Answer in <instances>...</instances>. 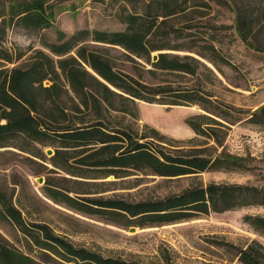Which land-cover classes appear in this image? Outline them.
I'll return each instance as SVG.
<instances>
[{"label":"trees","instance_id":"16d2710c","mask_svg":"<svg viewBox=\"0 0 264 264\" xmlns=\"http://www.w3.org/2000/svg\"><path fill=\"white\" fill-rule=\"evenodd\" d=\"M188 1L144 0L138 10L136 0H126L130 6L122 5L118 14L124 28L79 27L69 35L58 31L59 35L53 41L39 32L42 48L31 44L23 48L8 44L7 28L22 25L39 31L48 26L49 11L46 9L50 6L49 0H8L7 5L1 4L0 147L17 148L31 157L49 162L52 169L70 174L75 182L83 180V183L92 185L96 184L94 180L86 178L112 175L113 179L105 180L112 184L134 173L144 177L147 174L169 177L216 169L218 166L214 163L220 160L240 164L237 159L222 153L212 159L197 152L202 149L189 154L178 150L173 152L171 139L165 134L153 127H148L147 133L138 132L123 122L124 115L138 116L136 100L168 105L198 103L205 111L186 118V123L194 132L221 143L216 129L225 124L215 116L227 121V112L219 104L210 107L211 94L199 87L150 84L115 67L106 47L94 45L119 46L130 58H140L154 67L194 73L200 62L190 54L158 51L156 60H151L154 50L177 48L169 44L170 38L181 37V27H189V24L179 28L170 23V18L193 6ZM231 1L240 37L261 49L249 39L253 24L246 14L247 2ZM197 37L202 40L210 38L204 34ZM206 45L211 56L191 45L186 48L214 64L216 58L224 59L213 43ZM28 51L29 54L22 58ZM256 115H264V104L253 110L250 117ZM48 146L53 152L46 156L43 149ZM136 177H139L136 181L141 179V176ZM106 189L109 188L101 190ZM43 191L54 202L103 217L123 227L174 222L200 213L264 204V187L251 183L197 182L178 192L132 200L115 195H84L97 190L62 187L46 177ZM0 220L13 224L30 243L58 261L136 264L132 260L75 245L45 221L24 219L11 194L2 187ZM242 221L264 234V214L244 213ZM221 244L232 250L233 257L240 264H264V244L255 237L243 245L225 241ZM0 264L46 263L0 236Z\"/></svg>","mask_w":264,"mask_h":264},{"label":"rangeland","instance_id":"374dc122","mask_svg":"<svg viewBox=\"0 0 264 264\" xmlns=\"http://www.w3.org/2000/svg\"><path fill=\"white\" fill-rule=\"evenodd\" d=\"M235 1L240 4L241 0ZM245 1L246 14L253 24L249 39L261 49L251 46L240 37L231 0H189L193 6L170 18V23L179 28L184 24H189V27H181V37L170 38L169 44L177 48L154 50L151 54L167 51L193 55L200 62L194 73L154 67L140 58H130L119 46L94 44L106 47L115 67L150 84L199 87L211 94L210 107L219 104L227 112V121L215 116L225 124L216 129L221 143L194 132L186 123V118L205 111L198 103L168 105L136 100L138 116L124 115L123 122L138 132L147 133L148 127L155 128L171 139L173 152L189 154L195 149H202L197 152L209 155L212 159L222 153L228 158L237 159L240 164L220 160L214 163L218 166L216 169L169 177L156 174L144 177L134 173L112 184L105 181L114 178L110 175L86 178L94 180L96 184L92 185L83 183V180L82 183L75 182L70 174L52 169L49 162L31 157L17 148L0 147V187L11 194L23 218L45 221L55 232L64 235L75 245L103 255L132 260L136 264H240L233 257L232 250L221 242L243 245L255 237L264 244V234H259L242 221L244 213L264 214V204L210 211L174 222L123 227L103 217L54 202L43 191L46 177L62 187L97 190L84 195H115L132 200L178 192L197 182L251 183L264 187V115L250 117L253 110L264 104V0ZM7 2L0 0V9ZM49 2L50 6L46 9L49 11L48 26L39 31L22 25L9 26L7 43L22 48L28 44L42 48L39 32L53 41L57 39L58 31L69 35L79 27L122 29L125 24L119 20V9L124 4L130 6L126 0ZM143 4L144 0H136V9H141ZM198 34L210 38L202 40L197 37ZM209 42L224 58H216L215 64L186 48L191 45L211 56L206 45ZM28 54L29 51L22 58ZM260 119V122H256ZM38 176L42 177V181H37ZM136 176H141V179L136 181L139 178ZM0 236L46 264H73L49 257L6 220H0Z\"/></svg>","mask_w":264,"mask_h":264},{"label":"water","instance_id":"95a60500","mask_svg":"<svg viewBox=\"0 0 264 264\" xmlns=\"http://www.w3.org/2000/svg\"><path fill=\"white\" fill-rule=\"evenodd\" d=\"M156 58H157V53H153V54H151V60H156ZM44 152L47 154V155H51L52 154V149L50 148V147H47V148H45L44 149ZM109 177H113L112 175H110ZM37 181H42V177L41 176H38L37 177ZM133 227H131V229H132Z\"/></svg>","mask_w":264,"mask_h":264}]
</instances>
